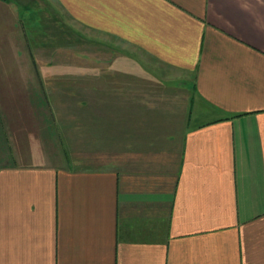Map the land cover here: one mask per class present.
Wrapping results in <instances>:
<instances>
[{"label":"crops","instance_id":"0c3cea01","mask_svg":"<svg viewBox=\"0 0 264 264\" xmlns=\"http://www.w3.org/2000/svg\"><path fill=\"white\" fill-rule=\"evenodd\" d=\"M0 264H264V0H0Z\"/></svg>","mask_w":264,"mask_h":264},{"label":"rangeland","instance_id":"374dc122","mask_svg":"<svg viewBox=\"0 0 264 264\" xmlns=\"http://www.w3.org/2000/svg\"><path fill=\"white\" fill-rule=\"evenodd\" d=\"M73 31H70V32H68L67 33V37L65 38V39H63V38H60V37H55L54 39H50L51 41H55L57 44H62V42L63 41H70V40H68L67 38L69 37V36H72V38H74L73 37ZM73 40V39H72ZM44 42H41L42 44H46V42H47V40H46V38L43 40ZM91 41H93V40H90L89 38H88V43H91ZM40 52H39V55L38 56H36L35 55V58H38V60L39 61H44L45 62V60L47 59V56H46V54H45V50H43V49H40L39 50ZM38 61V62H39ZM77 89V88H76Z\"/></svg>","mask_w":264,"mask_h":264}]
</instances>
